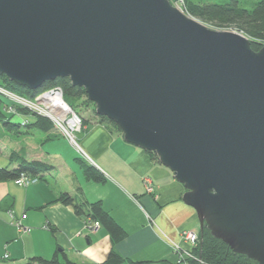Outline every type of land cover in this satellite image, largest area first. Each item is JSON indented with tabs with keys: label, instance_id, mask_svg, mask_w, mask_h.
<instances>
[{
	"label": "water",
	"instance_id": "obj_1",
	"mask_svg": "<svg viewBox=\"0 0 264 264\" xmlns=\"http://www.w3.org/2000/svg\"><path fill=\"white\" fill-rule=\"evenodd\" d=\"M0 74L69 77L173 170L201 232L264 264V46L170 0H0Z\"/></svg>",
	"mask_w": 264,
	"mask_h": 264
},
{
	"label": "crops",
	"instance_id": "obj_2",
	"mask_svg": "<svg viewBox=\"0 0 264 264\" xmlns=\"http://www.w3.org/2000/svg\"><path fill=\"white\" fill-rule=\"evenodd\" d=\"M84 123L78 141L92 161L55 128L42 132L40 144L27 143L26 149L22 143L16 145V152L47 162L52 169L28 186L14 180L0 182V264H40L35 257L55 254L64 264V253L80 264L103 262L112 249L132 260L176 264L179 255L171 242L186 247L181 232L200 230L196 210L184 201L185 185L171 168L126 141L124 134L94 113L84 115ZM83 161L105 180L87 178ZM146 178L154 184L153 194L146 191ZM64 193L74 203L58 200ZM86 201H101L126 230V237L114 244L101 223L92 228L96 221L87 215L88 206L78 213L74 205ZM10 211L26 231L11 223Z\"/></svg>",
	"mask_w": 264,
	"mask_h": 264
},
{
	"label": "trees",
	"instance_id": "obj_3",
	"mask_svg": "<svg viewBox=\"0 0 264 264\" xmlns=\"http://www.w3.org/2000/svg\"><path fill=\"white\" fill-rule=\"evenodd\" d=\"M187 12L193 17L206 22L219 29H238L244 34L249 36L252 40V47L259 50L264 45V0H259L255 3L252 9L241 7L238 0H230L223 3L204 2L199 0H187ZM0 84L4 87L16 91L17 93L36 97L42 92L60 87L64 92L66 102L80 114V105H93L94 114L99 117L101 121H106L114 128L123 134L121 127L110 120L106 116L99 115L96 111V104L88 98L84 88L73 85L69 77H59L55 80L47 81L38 90H31L28 87L17 84L12 81L6 74H0ZM9 101L0 95V121L6 126L24 125L34 126L41 132H50L54 129V124L48 117L40 115L36 112H30L26 108L17 106L16 112H9ZM31 114L32 118H25L21 122H13L12 119L15 115ZM82 116V115H81ZM84 118V116H83ZM27 121V123H23ZM156 160L160 161L155 152L148 151ZM82 161V160H81ZM16 165L0 166V182L15 180L23 172L39 175L44 172L50 171L52 165L38 159H27L25 155L13 151L10 154V164ZM85 174L87 178L96 181H104V176L94 169L92 165H88L85 161ZM58 200L65 203H74V198L70 194H62ZM78 213L84 212L83 205L88 206L87 215L91 216L95 221L101 223L110 233L112 242L114 244L123 240L127 233L126 230L119 225L112 215L106 210L101 201L88 203L86 201L82 204H74ZM202 241L196 249V253L202 257L206 264H260L258 261L248 257L245 254L234 252L232 248L223 240L216 238L211 233V230L205 226L202 232L200 231ZM64 253V252H63ZM62 259L64 264H80L67 257L64 253ZM40 264H60L61 260L58 254L52 258H44L41 256L34 258ZM30 262L28 264H32ZM151 262L145 260H132L120 256L115 249H112L108 258L103 262H88L85 264H150ZM177 264V263H176Z\"/></svg>",
	"mask_w": 264,
	"mask_h": 264
},
{
	"label": "built area",
	"instance_id": "obj_4",
	"mask_svg": "<svg viewBox=\"0 0 264 264\" xmlns=\"http://www.w3.org/2000/svg\"><path fill=\"white\" fill-rule=\"evenodd\" d=\"M55 92L60 93V104L64 110V117H59L56 114L52 113L51 110L48 108V104L42 100L44 96L46 97L48 94H54ZM0 94L7 98L9 103V112H16L17 106L26 108L30 112H36L40 115H43L45 117H48L51 119L52 122H55L54 126L55 128L61 133L64 137H66L72 145H74L81 156L89 161H92L91 158L88 156L86 151L80 146V144L77 141L76 135L74 132L78 129H80V126L83 125V118L82 116L74 111L69 104L66 102L64 98V92L60 87H55L48 89L35 98L21 95L11 89L3 90L2 87H0ZM38 105H41V109L38 110ZM24 124L27 123V121L23 122ZM39 180L38 175L30 174L28 172H23L15 179V182L19 185L28 186L31 184L36 183ZM144 185L146 187V191L150 194H153L155 192V187L153 182L146 178L144 180ZM11 217V223L18 226L20 231H26L27 228L24 227L22 220H18L14 218V214L12 211L9 212ZM27 217L26 214L23 215V219ZM99 222H96V226H99ZM181 237L184 241V243L187 244L186 247L181 246L178 243L171 242L172 247L174 250L178 252L179 258L177 264H206L205 260L200 257L196 253V249L199 247L202 238L200 234V230H184L181 232Z\"/></svg>",
	"mask_w": 264,
	"mask_h": 264
},
{
	"label": "rangeland",
	"instance_id": "obj_5",
	"mask_svg": "<svg viewBox=\"0 0 264 264\" xmlns=\"http://www.w3.org/2000/svg\"><path fill=\"white\" fill-rule=\"evenodd\" d=\"M194 1L198 2L199 0H194ZM202 1H204V2H212V3H223V2L230 1V0H202ZM238 1H239V5L241 7L252 9L254 7L255 3L257 1H259V0H238ZM170 2H171V4L173 6L179 8L180 10H182L186 15H188L190 17H193L190 13L187 12V7H186L187 0H170ZM193 18H195V17H193ZM195 19H197L198 21L202 22L204 25H206L208 28H210L212 30H218V31L219 30H233V31H237L238 33H241V34L245 35L251 41V44H252L251 38L249 36H247L246 34H244L242 31L238 30V29H219V28H216V27H214V26H212V25H210V24H208L206 22H203V21L199 20L198 18H195ZM259 50H256V51H259ZM0 87H2L3 90H8V88L4 87L2 84H0ZM5 100L8 101L7 98H5ZM38 106L39 107H37V109L40 110L41 109V105H38ZM78 108H79V111H80V115H82V118L86 114L90 115V114L94 113L93 112V105H90V106L89 105H87V106L86 105H80V107H78ZM25 118L31 119L32 115L31 114L15 115V117L12 119V121L17 123L19 121L21 122ZM53 123L55 124V122H53ZM85 128H86V125L84 123V118H83V125L80 126V129H78V130H76L74 132V134L76 135L77 141H78V133L82 132ZM43 134L44 133L39 131L34 126H30V127L24 126V125H20V126L19 125L6 126L2 121H0V166L13 167V163L10 164V154H12V152L15 151V149L17 147L16 145H19V143H22V145L25 146V149H26L27 143L40 144V137L43 136ZM78 143H79V141H78ZM18 153H20L21 155H24V152H20L19 151ZM14 163H17V162H14ZM96 222L94 224H92V225L90 224V226L92 228H94L96 226Z\"/></svg>",
	"mask_w": 264,
	"mask_h": 264
},
{
	"label": "bare ground",
	"instance_id": "obj_6",
	"mask_svg": "<svg viewBox=\"0 0 264 264\" xmlns=\"http://www.w3.org/2000/svg\"><path fill=\"white\" fill-rule=\"evenodd\" d=\"M60 96V93L55 92L54 94H48L46 97L44 96L42 100H44V102L48 104V108L51 110L52 113L56 114L59 117H64L65 113L59 100Z\"/></svg>",
	"mask_w": 264,
	"mask_h": 264
}]
</instances>
